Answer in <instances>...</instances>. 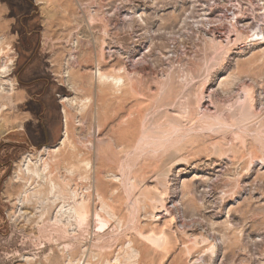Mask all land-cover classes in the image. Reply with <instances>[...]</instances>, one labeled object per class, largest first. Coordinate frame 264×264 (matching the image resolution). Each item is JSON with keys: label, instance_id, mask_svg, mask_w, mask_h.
<instances>
[{"label": "rangeland", "instance_id": "1", "mask_svg": "<svg viewBox=\"0 0 264 264\" xmlns=\"http://www.w3.org/2000/svg\"><path fill=\"white\" fill-rule=\"evenodd\" d=\"M261 32L264 0H0V264H264Z\"/></svg>", "mask_w": 264, "mask_h": 264}, {"label": "bare ground", "instance_id": "2", "mask_svg": "<svg viewBox=\"0 0 264 264\" xmlns=\"http://www.w3.org/2000/svg\"><path fill=\"white\" fill-rule=\"evenodd\" d=\"M67 5V4H66ZM65 7V6H64ZM64 14V13H63ZM121 16H123L122 14H121ZM124 17V16H123ZM257 38L259 37V36H262V38H263V40H264V33H257L256 35H255ZM75 44V43H74ZM75 52V51H74ZM1 54V53H0ZM3 55V54H2ZM1 55V56H2ZM1 56H0V79H6V78H8V76H10L9 74H10V72H11V69H10V64L8 65L7 63H5V64H2L1 62V60H2V58H1ZM4 58V57H3ZM77 60V59H76ZM11 63V62H10ZM71 71V70H70ZM71 73V72H70ZM68 74H69V72H68ZM75 74V73H74ZM71 74H69L66 78H70L66 83H68V87L70 88V89H73L76 85H78V83L76 84V82L74 81V79H75V77H76V75H75V77L74 76H70ZM89 78V77H88ZM96 78L98 79L97 81L99 82H111V83H113L114 85H116V86H120V84H121V79H118V78H114V77H110V76H107V75H105V74H103V72L101 71V70H98V72L96 73ZM65 81V80H64ZM11 83V86H12V90H10V91H12V92H14L15 91V87H14V85H15V83L12 81V82H10ZM9 83V84H10ZM65 83V84H66ZM84 84V83H83ZM112 84V85H113ZM67 85V84H66ZM65 87V86H64ZM67 87V86H66ZM79 88V87H78ZM81 90V89H80ZM72 91V90H71ZM76 90H74V92H75ZM79 91V90H78ZM11 92V93H12ZM77 92V91H76ZM102 92V91H101ZM10 93V92H9ZM78 93V92H77ZM13 95V94H12ZM11 96V95H10ZM14 97H16L15 95L12 97L13 99H14ZM19 98H20V96H18ZM18 99V98H17ZM12 100V99H11ZM16 100V99H15ZM71 100V99H70ZM70 100H64V102L66 103H68ZM13 101V100H12ZM63 101V100H62ZM14 102V101H13ZM64 102H62L63 103V106L65 105L64 104ZM72 103H74L73 101H71ZM70 104V103H69ZM67 105V104H66ZM69 106V105H68ZM66 107V106H65ZM65 107L63 108V116H64V118H65V121H64V134H63V139L61 140L62 141V143H63V141H66L67 139V137H69L68 136V131H69V128H68V117H67V111H66V109H65ZM97 114V113H96ZM69 115V114H68ZM70 134V133H69ZM70 138V137H69ZM68 138V139H69ZM61 141H60V143H61ZM68 141V140H67ZM65 143V142H64ZM64 145V144H63ZM66 145V144H65ZM60 146H62L61 144H60ZM58 147V146H57ZM63 147V146H62ZM61 147V148H62ZM55 149H57V148H55ZM50 149L49 148H44L41 152H38L37 153V155L38 154H41L42 152H50L49 151ZM53 151V150H52ZM60 152V151H59ZM54 153V152H53ZM48 155H50V154H48ZM56 155V154H55ZM47 156V155H46ZM38 157V156H37ZM80 158V157H79ZM184 161V160H183ZM83 163V162H82ZM176 164V163H175ZM23 165V164H22ZM85 165V164H84ZM87 165V164H86ZM206 165V164H205ZM25 166V165H24ZM88 167V166H87ZM28 170L30 171V172H33V171H31L30 170V168H28ZM32 174V173H31ZM37 175H39L40 174V172L39 173H36ZM41 175V174H40ZM32 176H35L34 174H32ZM37 177H39V176H37ZM66 198V197H65ZM81 204V203H80ZM79 204V205H80ZM84 205V204H83ZM165 211H166V209H164ZM167 213H169V212H167ZM168 215V214H167ZM162 218V217H161ZM160 218V219H161ZM158 240V239H157Z\"/></svg>", "mask_w": 264, "mask_h": 264}]
</instances>
